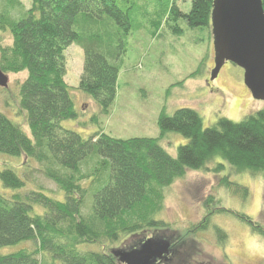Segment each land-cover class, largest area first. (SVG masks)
<instances>
[{
  "label": "trees",
  "instance_id": "1",
  "mask_svg": "<svg viewBox=\"0 0 264 264\" xmlns=\"http://www.w3.org/2000/svg\"><path fill=\"white\" fill-rule=\"evenodd\" d=\"M177 1L29 0L26 9L20 0H0V34L11 38L10 45L0 46V70L6 75L26 73L11 97L13 104L5 105L30 133L0 112V155L35 162L60 192L57 198L41 187L26 191L24 181L3 164L0 183L7 194H0V250L26 242L33 248L0 255V264H123L113 252L139 251L150 240L170 242L166 262L155 264H183L182 251H193L190 240L199 233L212 230L225 245L226 232L212 222L217 214L238 218L264 236L263 225L222 207L208 209L184 231L156 219L164 208V190L188 171L219 174L226 164L229 174L264 180V108L240 122L221 118L207 128L192 109L171 115L161 110L158 138L120 140L102 131L84 138L61 126L63 120L78 118L72 89L64 81L68 47L75 44L83 52L76 90L98 106V115L91 119L97 123L115 101L118 62L133 30L169 22L177 35L182 22L211 34L214 0H191L187 13ZM154 4L157 19L148 11ZM261 4L264 12V0ZM139 18L146 22L134 24ZM167 133L187 140L175 157L160 145ZM220 185L244 200L248 197L246 188L229 183L226 176ZM217 202L209 198L205 206ZM81 246L96 249L81 251Z\"/></svg>",
  "mask_w": 264,
  "mask_h": 264
},
{
  "label": "rangeland",
  "instance_id": "2",
  "mask_svg": "<svg viewBox=\"0 0 264 264\" xmlns=\"http://www.w3.org/2000/svg\"><path fill=\"white\" fill-rule=\"evenodd\" d=\"M20 1L26 9L29 8V0ZM177 6L181 12L187 13L191 0H178ZM155 8L156 4L148 8L152 19H157ZM137 22L146 21L139 18L134 24ZM169 24L162 22L157 26L145 23L126 37L125 53L118 62L120 72L115 101L109 114L100 116L97 123L91 119L98 115V106L76 90L82 73L83 52L75 44L68 47L65 52L64 81L72 89L78 118L63 120L61 126L84 138L99 131L120 140L158 138L160 131L157 118L161 110L171 115L181 108L192 109L201 117L203 128H207L215 125L221 118L240 122L264 108V101L253 99L245 87L243 71L239 67L227 62L217 77L211 80L214 49L209 31L203 28L188 29L180 22L183 31L176 35L168 27ZM10 43L8 33L0 34V46ZM193 73L195 75L192 77ZM7 76L6 91L9 93L6 94L0 88V112L18 123L30 136L23 119L5 105L6 101L13 104L11 97L18 93L17 86L25 79L26 73ZM186 143L185 138L175 133H167L160 141V145L172 157L176 156L177 148ZM26 162L25 159L0 155V169L4 163L13 169L24 181L26 191L41 187L51 196L60 198L56 186L39 173V166L33 161H28L25 166ZM218 162L224 164L221 160ZM224 165L226 170L219 174L206 171L186 172L183 178L164 190V208L156 219L172 224L175 230L184 231L199 223L208 209L222 207L243 214L264 226L263 178L247 173L229 174V169ZM225 176L229 183L248 190L245 200L238 194L235 195L234 190L231 193L220 185V180ZM0 194H7L1 183ZM209 198L218 202L208 208L205 204ZM212 222L226 232L228 239L225 245L218 243L212 230L199 233L195 236V241L190 240L193 251H182L183 264H264V236L255 233L247 223L228 214H217ZM115 247L117 244L112 246ZM25 248L31 249L33 245L20 243L1 249L0 255ZM79 249L86 251L96 248L81 246Z\"/></svg>",
  "mask_w": 264,
  "mask_h": 264
},
{
  "label": "water",
  "instance_id": "3",
  "mask_svg": "<svg viewBox=\"0 0 264 264\" xmlns=\"http://www.w3.org/2000/svg\"><path fill=\"white\" fill-rule=\"evenodd\" d=\"M215 79L227 62L243 71V82L253 99L264 101V12L261 0H214L210 17ZM0 88L8 76L0 70ZM170 253L167 240L148 241L139 251H116L123 264H155Z\"/></svg>",
  "mask_w": 264,
  "mask_h": 264
},
{
  "label": "flooded vegetation",
  "instance_id": "4",
  "mask_svg": "<svg viewBox=\"0 0 264 264\" xmlns=\"http://www.w3.org/2000/svg\"><path fill=\"white\" fill-rule=\"evenodd\" d=\"M165 259H166V258L162 259V262L165 261ZM157 262H159V260H158ZM157 262H156V263H157ZM160 262H161V261H160ZM165 262H166V261H165ZM168 262H170V261H168Z\"/></svg>",
  "mask_w": 264,
  "mask_h": 264
}]
</instances>
